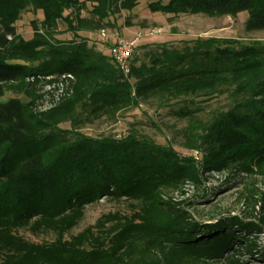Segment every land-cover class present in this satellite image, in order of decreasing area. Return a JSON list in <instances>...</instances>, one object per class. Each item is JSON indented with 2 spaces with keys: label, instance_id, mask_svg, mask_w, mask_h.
Returning a JSON list of instances; mask_svg holds the SVG:
<instances>
[{
  "label": "trees",
  "instance_id": "1",
  "mask_svg": "<svg viewBox=\"0 0 264 264\" xmlns=\"http://www.w3.org/2000/svg\"><path fill=\"white\" fill-rule=\"evenodd\" d=\"M163 1L148 8L205 17L246 12V31L264 32V0ZM89 2L100 21L137 4ZM80 7V0H0V99L7 91L26 99L0 102V264H245L244 255L263 258L255 234L264 230V48L206 41L182 53L162 49L148 64H130L125 76L112 55L98 56L83 40L53 38L60 21L78 36L64 11ZM28 8L43 18L23 40L14 24ZM224 90L229 108L199 122L194 148L204 154L200 162L135 135L96 139L62 128L136 101ZM190 113L184 116L193 118ZM210 172L228 173L221 186L232 177L251 180L242 191V216L204 222L189 209L209 197L173 200L187 183L204 186ZM99 200L129 210L104 214L73 234L86 207ZM24 233L50 239L35 242Z\"/></svg>",
  "mask_w": 264,
  "mask_h": 264
},
{
  "label": "rangeland",
  "instance_id": "2",
  "mask_svg": "<svg viewBox=\"0 0 264 264\" xmlns=\"http://www.w3.org/2000/svg\"><path fill=\"white\" fill-rule=\"evenodd\" d=\"M136 1L137 4L132 10H120L100 21L90 13L92 4L89 0H80V8L64 11V16H68L78 36L68 32L66 23L60 21L53 38L66 43L83 40L98 56L112 55L111 47L119 40H136L134 52L129 60V65L135 66L148 64L150 57L162 49L182 53L206 41L233 45L235 48L240 46L264 48V32L246 31V12H241L235 17L169 15L148 8L150 3L157 0ZM163 2L165 3L166 0ZM42 18L40 11L32 8L24 10L14 24L16 34L23 40H30L34 34L32 23L38 25ZM9 98L26 101L22 95L7 91L0 102H6ZM230 100L225 90L212 97H158L136 101L135 104L122 108L114 114L84 116L79 119V123L73 125L67 123L62 128L72 130L77 135L96 139L118 140L135 135L138 139L171 147L179 154L200 162L204 154L194 148L198 145L201 136L199 122L208 120L218 111L227 110L231 104ZM46 107L45 105L40 109L44 110ZM187 111L191 112L193 118L184 116ZM250 182V179L241 181L238 177H232L229 183L221 186L220 183H213L210 178L204 186L195 189L192 195L199 197L198 200L202 197L209 198L205 202L200 200L201 202L190 207L189 211L204 222H215V219L228 215L242 216L245 211L242 206V191ZM262 183L263 181L258 179V189L262 188ZM203 187L208 190L207 194L202 190ZM128 210L129 207L125 203L99 200L86 207L84 217L73 234L93 225L104 214L117 211L127 213ZM24 236L35 242L50 239L49 237L34 238L28 233H24ZM255 236L257 246L261 252H264V230ZM241 260L245 264H264V257L250 259L244 255Z\"/></svg>",
  "mask_w": 264,
  "mask_h": 264
},
{
  "label": "built area",
  "instance_id": "3",
  "mask_svg": "<svg viewBox=\"0 0 264 264\" xmlns=\"http://www.w3.org/2000/svg\"><path fill=\"white\" fill-rule=\"evenodd\" d=\"M101 36L104 37V34L101 33ZM135 44H136V40H132V41L119 40L111 47V53L114 58V61L117 67L124 73L125 76L129 72V60L134 52ZM58 92L60 93L61 90H59ZM209 174H208L209 175L208 180L211 178L213 183L222 184L228 178L227 172H210ZM194 192H195L194 186L190 183H187L182 188L181 192L175 193L173 195V200L174 201L187 200L188 198L192 197Z\"/></svg>",
  "mask_w": 264,
  "mask_h": 264
}]
</instances>
